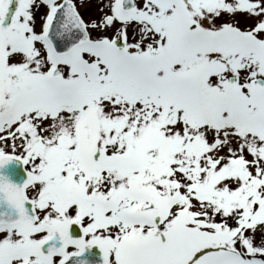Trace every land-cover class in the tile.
<instances>
[{
    "label": "rangeland",
    "instance_id": "1",
    "mask_svg": "<svg viewBox=\"0 0 264 264\" xmlns=\"http://www.w3.org/2000/svg\"><path fill=\"white\" fill-rule=\"evenodd\" d=\"M12 1L0 155L22 159L37 219L0 229V264H60L83 243L102 247L106 264H264V0H134L128 16L121 0H69L89 42L62 59L42 40L62 0H0V20ZM225 27L211 49L210 32ZM112 39L125 44L122 63ZM53 67L60 80L43 83ZM67 117L77 126L62 128ZM71 221L81 242L66 235ZM50 237L63 248L42 257Z\"/></svg>",
    "mask_w": 264,
    "mask_h": 264
},
{
    "label": "water",
    "instance_id": "2",
    "mask_svg": "<svg viewBox=\"0 0 264 264\" xmlns=\"http://www.w3.org/2000/svg\"><path fill=\"white\" fill-rule=\"evenodd\" d=\"M132 6L133 0H123V8L129 10ZM12 11L13 9L10 8L0 22V36L7 29ZM48 38L58 50L71 49L86 41L87 34L84 25L69 1H63L62 5L57 8L48 30ZM115 44L122 48V45L117 42ZM57 75L58 71H54L50 76L56 77ZM25 179L26 175L19 160L8 157L0 159V222L33 223L35 221L36 216L32 203L25 198L23 193ZM69 234L74 239L82 237L79 228L74 223L70 224ZM60 246V241H45L39 246V252L47 255L58 250ZM51 247L54 249H50ZM184 249H187V246ZM179 250L177 247L175 253ZM31 264H39V262L35 261ZM64 264H104V258L98 246L85 245L80 254L70 255Z\"/></svg>",
    "mask_w": 264,
    "mask_h": 264
},
{
    "label": "bare ground",
    "instance_id": "3",
    "mask_svg": "<svg viewBox=\"0 0 264 264\" xmlns=\"http://www.w3.org/2000/svg\"><path fill=\"white\" fill-rule=\"evenodd\" d=\"M79 121L75 120V117H67L63 120V123L61 124V127L65 128V129H70L72 127H76L77 126V123ZM62 129L60 128V125L59 123H53L52 125L49 126V133L50 134H58L59 131H61ZM220 148H218L219 150ZM220 151V150H219ZM218 151V152H219Z\"/></svg>",
    "mask_w": 264,
    "mask_h": 264
}]
</instances>
